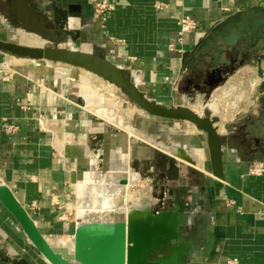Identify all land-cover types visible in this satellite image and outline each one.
<instances>
[{"label":"crops","instance_id":"1","mask_svg":"<svg viewBox=\"0 0 264 264\" xmlns=\"http://www.w3.org/2000/svg\"><path fill=\"white\" fill-rule=\"evenodd\" d=\"M94 1L0 0V39L93 49L126 66L152 98L178 105L174 98L184 74L199 59L210 62L232 47L208 45L214 32L237 26L244 15L264 12V0H116L102 25ZM158 3L166 7L159 10ZM186 14L197 28L186 34L182 53L172 52L168 46L176 41L177 21ZM2 63L17 72L10 81L3 79ZM77 75L68 65L0 52V189L20 204L42 237L51 245L69 246L81 206L78 185L131 167L134 185L114 201L120 209L125 202L130 207L145 201L156 213L173 208L184 213L192 228L186 235L200 245L186 264H226L229 259L264 264V174L249 173L253 165L264 164V155L256 163L244 160L234 144L232 120L218 116L219 132L229 135L228 148L237 152L225 158L228 174L217 193L204 137L192 125L143 119L141 136L154 147L138 143L128 129H114L71 95ZM200 104L201 99L184 105L196 110ZM9 126L16 130L9 132ZM158 128L171 142L190 147L198 137L200 144L194 146L202 148L192 149L200 167L151 143L159 137ZM75 210L74 217L68 216ZM0 264H52L1 199Z\"/></svg>","mask_w":264,"mask_h":264},{"label":"water","instance_id":"2","mask_svg":"<svg viewBox=\"0 0 264 264\" xmlns=\"http://www.w3.org/2000/svg\"><path fill=\"white\" fill-rule=\"evenodd\" d=\"M0 52L18 59L60 63L85 70L116 87L147 117L192 125L204 136L217 193L222 188L220 181H225L228 174L225 158L237 151L228 148L229 135L219 132L221 119L208 107L212 92L220 86L219 81L212 86L209 95L201 100L200 107L193 110L187 106L163 104L152 98L136 78L128 75L126 66L109 57L99 56L93 49H82L72 44L68 47H60L58 44L52 47H33L0 39ZM221 80L225 81L226 78ZM150 142L159 146L154 140ZM197 144L198 141L195 142ZM160 147L200 167L196 153L185 142ZM131 173V167L127 171H105V176L100 175L94 182L100 191L101 182L105 183L107 193L115 195L134 185ZM0 199L16 216L34 246L52 264H186L200 247L199 243L186 235V231H192V228L184 220V213L177 208L156 213L153 206L145 201L133 203L130 207H126L125 202V209L117 211L107 209L95 212L89 207L91 202L87 201L79 211L76 236L71 239L69 246H54L42 237L33 220L3 189H0ZM113 213L120 214V219L116 220Z\"/></svg>","mask_w":264,"mask_h":264},{"label":"rangeland","instance_id":"3","mask_svg":"<svg viewBox=\"0 0 264 264\" xmlns=\"http://www.w3.org/2000/svg\"><path fill=\"white\" fill-rule=\"evenodd\" d=\"M238 21L237 26H225L220 31L214 32L207 41L208 45L221 44L222 48H227L234 46L241 39L247 43L251 52L250 61L231 75L218 91L213 92L211 101L214 106L209 107L208 105L215 116L229 118L234 126L245 121L257 120L264 113V12L256 11L251 15H244ZM76 71L78 75L74 83L75 86L69 88L72 96L83 101L87 105V109L92 113L107 119L110 125H114V129L116 127L128 129L129 132H127L130 136L134 135V137H137L135 139L140 140H137L138 143L144 141V144L148 145V147H154L149 144L147 139L141 136V133H143V119H146L145 123L147 124L154 119L142 113L116 87L85 70L76 68ZM180 96L182 95L174 98V103L179 105L186 104L185 97ZM195 138L198 139V137L192 138V147L197 141ZM198 140V144H200V139ZM194 148L197 150L202 147L194 146ZM197 152L200 155L202 154V151L198 150ZM94 184L95 182L91 179L78 185L77 193L80 202H83L81 203L82 207L84 203L89 201L91 202L89 207H91L92 211L106 210L113 204L117 207L116 211L120 210L118 204L114 201V197L118 195L121 197L122 193L118 191L115 195H109L106 188L102 187L100 192V190H96L97 186H94ZM93 186L95 187V192L91 191V195L94 196L92 198L88 188ZM137 188L136 186L132 189L137 190ZM103 190L104 193L102 192ZM100 194H102V198ZM112 216L116 220L121 217L118 213H113Z\"/></svg>","mask_w":264,"mask_h":264},{"label":"flooded vegetation","instance_id":"4","mask_svg":"<svg viewBox=\"0 0 264 264\" xmlns=\"http://www.w3.org/2000/svg\"><path fill=\"white\" fill-rule=\"evenodd\" d=\"M251 52L247 43L238 40L235 46L224 50L223 53L213 57L210 62L199 59L195 66L187 71L177 86V94L185 97L187 103H195L206 98L212 86L219 81L223 85L237 70L250 61ZM226 78L225 81L221 79ZM170 105V104H169ZM186 107L185 105H171ZM159 137L154 141L158 148L170 147L173 142L158 128ZM237 148L242 152L244 160L256 163L264 155V113L257 120H249L236 125L231 132Z\"/></svg>","mask_w":264,"mask_h":264},{"label":"built area","instance_id":"5","mask_svg":"<svg viewBox=\"0 0 264 264\" xmlns=\"http://www.w3.org/2000/svg\"><path fill=\"white\" fill-rule=\"evenodd\" d=\"M115 1L116 0H95L93 2L94 7V13L95 16L99 19L100 23L104 25V23L107 21V16L110 12L115 10ZM166 5L163 3H158L156 5V8L161 10L164 9ZM178 29H177V38L176 41L169 44V50L170 51H178L182 53L185 36L188 33H191L196 30L197 28V21L190 15H182L178 21H177ZM133 60V59H130ZM1 73L3 76V79L6 81H10L14 78L15 75H17V72L10 66L8 63H2L1 64ZM16 128L14 126H9L8 131L14 132ZM249 173L252 175H263L264 174V164L258 163L256 165H253L249 169ZM76 214L75 211H70L68 213V216L74 217ZM64 218H66L64 216ZM226 264H237V260L235 259H229L226 261Z\"/></svg>","mask_w":264,"mask_h":264},{"label":"bare ground","instance_id":"6","mask_svg":"<svg viewBox=\"0 0 264 264\" xmlns=\"http://www.w3.org/2000/svg\"><path fill=\"white\" fill-rule=\"evenodd\" d=\"M85 98V97H84ZM91 101V100H90ZM209 105V107H213L214 106V104H213V102L212 101H210V103L208 104ZM89 107V106H88ZM214 109V108H213ZM214 111V110H213ZM107 114V113H106ZM104 116H106V115H104ZM107 117V116H106ZM134 175V174H133ZM93 180V179H92ZM92 183V182H91ZM94 186H96L95 184H94ZM87 187L88 189H89V193H90V195L92 194L91 193V191H93V193L95 192V187ZM83 189V188H82ZM87 189V190H88ZM96 190H98V187H96ZM86 191V190H85ZM98 192V191H97ZM101 192V191H100ZM103 193H104V190L102 191ZM83 193H85V192H83ZM102 193V194H103ZM105 193H106V191H105ZM96 194V193H95ZM98 194V193H97ZM107 194V193H106ZM81 195V194H80ZM89 196V195H88ZM92 196V198L94 197L93 195H91ZM90 196V197H91ZM103 196H104V194H103ZM106 196V195H105ZM100 198V197H99ZM102 198V197H101ZM109 198V197H108ZM87 199V198H86ZM98 199V198H97ZM100 201V200H99ZM81 203H83V202H81ZM102 203V202H101ZM97 204H99V203H97ZM100 205V204H99ZM98 207V206H97ZM80 208H82V205H81V207ZM91 208V207H90ZM101 208H102V206H101ZM103 208H104V205H103ZM106 209V208H105ZM107 209H109V210H116L117 209V207H116V205H111V206H109V208H107ZM106 209V210H107ZM81 210V209H80ZM104 210V209H103ZM98 211H100V210H98ZM95 212V211H94Z\"/></svg>","mask_w":264,"mask_h":264}]
</instances>
